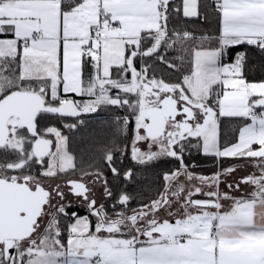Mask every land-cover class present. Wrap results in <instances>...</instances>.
<instances>
[{
  "label": "snow or ice",
  "instance_id": "1",
  "mask_svg": "<svg viewBox=\"0 0 264 264\" xmlns=\"http://www.w3.org/2000/svg\"><path fill=\"white\" fill-rule=\"evenodd\" d=\"M213 3L219 35L208 44L207 37L169 28L171 0H0V264H264V79H247L244 53L221 63L235 45L264 53V0ZM182 12L199 18V0H182ZM170 50L190 65L175 82L154 71L156 61L178 68L168 59ZM101 106L127 110L112 134L131 130L134 162H179L163 174L156 198L138 208L129 207L132 197L124 192L111 211L98 204L89 182L103 178L104 196L113 193L92 165L80 169L79 180L45 186L77 171L69 137L51 122L80 131L81 116ZM221 117L244 121L236 141L224 146ZM186 146L217 161L250 158L259 175L221 191L222 177L237 165L196 174L184 162ZM117 151L106 147L103 157L116 177ZM131 175L124 173L125 179ZM240 183L253 190L231 195ZM64 187L88 212L72 213L66 229L60 225L66 206L53 203L65 199Z\"/></svg>",
  "mask_w": 264,
  "mask_h": 264
},
{
  "label": "trees",
  "instance_id": "2",
  "mask_svg": "<svg viewBox=\"0 0 264 264\" xmlns=\"http://www.w3.org/2000/svg\"><path fill=\"white\" fill-rule=\"evenodd\" d=\"M179 8L177 13L175 9ZM171 19L169 28L176 27L181 31L187 30L195 37H207L205 43L215 44V38L219 34V18L218 13L214 9L213 0H199V18H185L182 13V0H171ZM196 41L189 42L196 44ZM246 54L245 75L248 80L264 79V72H262L261 65L264 64V53L254 46L245 44L231 46L225 51V55L221 59L222 64H231L235 62L238 54ZM177 53L174 50L168 52V59L172 60L178 65L177 69H169L166 65H162L156 61L154 68L155 74L158 78L163 77L166 81L175 82L178 78H182L190 70V65L176 59ZM187 56L185 60H189ZM147 63L152 64V60ZM136 67L141 65V61L137 58L135 61ZM152 73L150 72V75ZM77 99H80L77 97ZM86 99V98H85ZM127 114L126 109L117 108L115 106H101L96 113L84 114L80 119L84 124L80 126V131L73 129L69 131L63 128V124L56 121L55 124L61 131L69 137V151L75 157V164L77 171L69 173L70 175H80V169H87L92 165L91 170L95 171L99 168L106 177L108 187L113 193L112 198H105L104 203L107 204L111 211L112 205L116 202L119 195L124 192L132 197L130 201V208H138L143 203H148L151 199L156 198L158 192L163 190L164 180L163 174L171 172L173 169L179 167V162L173 158H161L158 161L150 164H137L131 158L132 146V132L129 131L127 136H114L112 130L116 124L117 117H123ZM45 121H41L43 124ZM66 123H73L72 118H66ZM122 123V120H121ZM244 123L243 118H220V143L222 146L234 143L237 139L238 129ZM130 129H134V121L130 124ZM86 133V135H85ZM54 141V137H50ZM106 147L119 149L115 153V167L119 170V176L113 175L112 171L107 167V162L103 159L104 150ZM185 164L189 166V170L199 174H211L217 171L218 168H227L235 165L234 163L240 161L239 158H221L219 161L213 156L204 155L196 148H191L188 152L183 153ZM128 170L132 171L129 179H125L124 173ZM103 183L104 179L102 178ZM85 211L77 213L79 216ZM72 221L71 213L67 216L61 215L60 223L62 229H66L67 224ZM66 238V231L64 232Z\"/></svg>",
  "mask_w": 264,
  "mask_h": 264
},
{
  "label": "rangeland",
  "instance_id": "3",
  "mask_svg": "<svg viewBox=\"0 0 264 264\" xmlns=\"http://www.w3.org/2000/svg\"><path fill=\"white\" fill-rule=\"evenodd\" d=\"M141 67V65H139V67L137 69H139ZM135 126V125H134ZM64 128V127H63ZM64 134V133H63ZM65 135V134H64ZM68 136V134L66 135ZM54 140H55V137H54ZM193 144H195L196 142L195 141H192ZM138 147L141 148L142 151H147L148 150V145L147 143H144V142H141L138 144ZM191 148H196V150H199L200 152H202V149H199L197 147H189V146H186L185 148V152H188L189 149ZM53 150H54V145H53ZM157 150L155 147L153 148V151ZM47 159V158H46ZM46 159H45V162H46ZM240 161L234 163L235 165H237V168L236 170L231 173L229 176L227 177H222V179L225 181L224 183H221L220 185V189L221 191H229L227 185L229 183L233 184V188L235 189V184L236 183H239L241 178L243 177H246L250 174H255V175H259V170L258 168H256L254 166V162L252 159H245V158H239ZM230 167V166H229ZM196 174H199L197 172H195ZM212 174V173H211ZM205 175H210V174H205ZM59 176V175H58ZM68 177V176H67ZM55 179V178H54ZM181 181L185 182L186 186H187V182L184 181V177H181L180 178ZM195 183V181L193 182ZM253 190V186L251 185H247V184H243V183H240V188L239 190H232L230 192L231 195L233 196H247L251 191ZM99 195L98 197L96 198L97 200V203L100 204V202L102 201V199L105 197L104 194H103V190H99ZM101 192V193H100ZM197 198H202V197H197ZM226 201H224L223 203H225ZM178 208V205H174L173 206V211H176ZM167 215L166 212H161L160 213V216L161 217H165ZM94 219V218H93ZM174 222V221H173ZM60 225H63V223H60Z\"/></svg>",
  "mask_w": 264,
  "mask_h": 264
},
{
  "label": "flooded vegetation",
  "instance_id": "4",
  "mask_svg": "<svg viewBox=\"0 0 264 264\" xmlns=\"http://www.w3.org/2000/svg\"><path fill=\"white\" fill-rule=\"evenodd\" d=\"M46 159V158H45ZM36 169H39V165H35L34 166ZM55 178V179H54ZM54 178H51V179H48L45 181V186L46 187H55V185L57 183H62L63 181H65L66 179H69V178H72V179H77L79 180L80 179V175H70V176H65V175H59L57 177H54ZM91 178H89L90 180ZM103 180L100 179L98 182L96 183H91L89 182L88 186L92 189V195H94L95 199L98 197L99 195V190H103ZM62 191H64V194H65V199L63 201H61L59 199V197H56L54 200H53V203L54 204H60V203H63L65 206H66V211L67 213H79L81 212L82 210L85 211L84 214L80 215V216H85L88 214L87 212V208H86V205L83 203V200L82 198H78L76 197L75 195H73L69 189L67 187H64L62 188ZM101 193V192H100ZM104 194V192H103ZM106 197H104L102 199V201L100 202L101 203H104V199ZM93 219V218H92ZM94 220V219H93Z\"/></svg>",
  "mask_w": 264,
  "mask_h": 264
},
{
  "label": "crops",
  "instance_id": "5",
  "mask_svg": "<svg viewBox=\"0 0 264 264\" xmlns=\"http://www.w3.org/2000/svg\"><path fill=\"white\" fill-rule=\"evenodd\" d=\"M183 13V12H182ZM219 35V34H218ZM237 137H238V134H237ZM203 153V152H202ZM239 197V196H238ZM231 202L230 201H226L224 204L225 206H227L228 204H230Z\"/></svg>",
  "mask_w": 264,
  "mask_h": 264
}]
</instances>
